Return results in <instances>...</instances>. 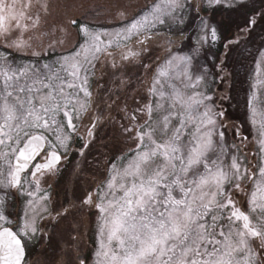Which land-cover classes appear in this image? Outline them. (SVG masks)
Listing matches in <instances>:
<instances>
[{
	"label": "snow or ice",
	"instance_id": "6c2138e0",
	"mask_svg": "<svg viewBox=\"0 0 264 264\" xmlns=\"http://www.w3.org/2000/svg\"><path fill=\"white\" fill-rule=\"evenodd\" d=\"M222 3L151 0L132 16L120 13L111 30L81 22L82 42L52 57L45 52L63 39L37 44L48 35L40 32L47 0H0V264H25L27 243L54 211L41 178L59 170L74 138L84 141L81 156L95 138L102 119L90 83L96 62L110 57L120 71L111 49L121 61L135 59L134 48L146 50L161 29L183 35L196 18L197 47L184 52L165 38L144 102L122 110L119 127L134 147L108 161L104 179L81 201L98 213L92 264H264V50L247 69L251 154L242 151L248 137L239 128L241 145L226 142L210 72L194 63L219 39L201 12ZM255 24L254 16L241 31ZM85 119L87 140L79 131ZM233 193L247 197V210ZM75 264L88 258L78 253Z\"/></svg>",
	"mask_w": 264,
	"mask_h": 264
},
{
	"label": "trees",
	"instance_id": "16d2710c",
	"mask_svg": "<svg viewBox=\"0 0 264 264\" xmlns=\"http://www.w3.org/2000/svg\"><path fill=\"white\" fill-rule=\"evenodd\" d=\"M263 2L264 0H253L252 2H248V4L242 3L230 8L215 7L214 10L211 9L209 11V19L215 24L218 30L219 41L213 49H205V53L207 59L209 55L213 57L211 64L213 66L223 59L224 71L229 72V101L227 100L223 103L226 107L228 117L233 121H237L236 119L240 117L241 109H237L239 112L237 113V110L230 105L234 104L236 107L238 106L239 100H237V96L240 85L242 84V73L244 79V73L247 71L244 69V65L249 57V54H246V51L243 52V50L250 49L248 52L251 54H253V52L256 53L255 50H257L259 45L256 44L255 38L259 35V30L264 33V19L256 15L257 13H264ZM254 16L256 17V24L249 31L242 32L241 29H245L248 20ZM191 32L192 30L190 33ZM236 33L240 35V39L243 38L239 43H236V40L233 41ZM185 42L189 45L190 39H186ZM225 45L228 46L225 47ZM134 50L138 51L140 55L129 61H118L117 64L121 67L120 71H116L113 67L110 68L111 62L107 60V62L102 65L103 69L101 72L98 73V70L96 72L93 95L102 113V119L96 130L94 140L89 145V148L86 149L87 156L81 164H84L83 167L85 168L96 160V154H99L98 157L100 156L102 160V154H104V152L112 153L108 159L111 160L120 152V150L116 151V148L118 149V147L120 148L121 146L125 148L126 138H122L125 137V135L121 133L118 124V121H121L120 118L124 114L122 110L127 107V109H129L128 111L131 112L138 106V101L140 103L143 101L147 94L146 89L150 84L153 70L158 61L165 56V47L164 49L150 47L146 50L136 47ZM144 65H149L150 67L146 69ZM99 74L101 79L98 77ZM223 79H226V76H224ZM223 79L219 80V84L222 83ZM121 81H123V83H121ZM232 133L237 136L236 127L232 130ZM118 137H121L122 140H118L120 139ZM109 139L113 140L110 144L107 143ZM77 144L82 143L78 141L76 145ZM71 159L73 160L74 157ZM92 246L90 245L87 250V258L90 255Z\"/></svg>",
	"mask_w": 264,
	"mask_h": 264
},
{
	"label": "rangeland",
	"instance_id": "374dc122",
	"mask_svg": "<svg viewBox=\"0 0 264 264\" xmlns=\"http://www.w3.org/2000/svg\"><path fill=\"white\" fill-rule=\"evenodd\" d=\"M195 1L198 2V0H195ZM249 1L250 0H233V5L237 6L241 3L248 4ZM47 2L49 5L48 15L44 17L41 21L40 32H46L48 33V35L38 40L37 44H39L41 47L46 48V46L49 43L63 39L64 43L62 45L58 44L54 50L45 52V55L55 57L56 55L60 54L62 51L71 49L73 46H78V44L82 42L79 31H78L79 25L81 22L86 21L88 22L90 27H95L98 30H102L104 28L111 30L112 28L119 26V22L122 19V17L119 15L120 13H125L127 16H132L135 13H137L144 5L151 3V0H47ZM227 4H228V0H223V3L220 6H216V7H228ZM210 10L211 9L205 12H201V13L203 14L202 16L206 17L209 20V23L211 25L215 26V24L211 22L209 19ZM72 20H76L77 24L75 25L71 24L70 21ZM195 21L197 22L195 23V26L192 32L190 33L192 44H196V39L198 38V35L200 34L199 29H198L199 19L198 20L195 19ZM190 27L192 28L193 24ZM61 29H63L64 31H61ZM160 32H162L161 33L162 36H164L165 33L170 34L171 39L173 40H178V35L180 34L178 31L168 32L165 29H161ZM258 34L259 35L255 38L256 44L259 45L257 47V50H255L256 53L253 52V54H251L250 52H248L250 49L243 50V52L246 51V54H249V57L245 61V65H244V69L246 70L252 65L253 60L260 55V50H264V33H262L261 30H259ZM37 35H39V33H37ZM238 38H240V35L236 33L233 41L237 40ZM241 40H243V38L239 39V42ZM156 42L158 44L159 42L158 39L157 40L154 39L150 45L155 47L154 44ZM177 43L178 41H176L173 47L181 46L184 52L191 51V49H188V50L186 49L188 47L185 46L187 45L185 41L184 42L182 41V44L181 42L178 44ZM210 44H211V41L209 40V43L204 45L203 47L205 49L206 48L208 49V46ZM203 47L201 48L194 63L197 65L198 68L203 66V67H206L210 72V88H211V92L214 94V102L216 106L218 107V109H223L225 113L222 123L225 126L223 130L225 133L226 142L228 144L241 145L242 142H241L240 137H237L232 133V130L235 127L236 129L239 128L240 135L241 136L245 135L248 137V140L243 142L242 151L245 153H249V154L254 153L257 151V146L255 142L253 141L250 126L246 120V109L244 106L245 96H246V92L248 89V79H247L248 73L247 71H245L244 79H243V73H242V84L240 85V90L237 96L238 97L237 100H239L238 101L239 107L238 106L236 107L234 104L230 105L231 107H234L235 110L241 109L240 117L239 118L237 117L238 118L236 119L237 121H233L230 119V117H228L226 107L223 103V102H226L227 100L229 101V94H230L228 90L230 86L229 72L223 71L222 74L219 73L217 65H220V64L216 63L215 66L211 65L212 61L210 58H212V56L209 55L210 58L208 57L207 59L206 57L207 55L204 52ZM212 76L215 77L214 82H212V79H211ZM224 76H226V79H223L222 83L219 84L220 83L219 80H221V77H224ZM90 83H91V88H92V79ZM238 110H237V113H239ZM86 124H89V121L87 119L83 121V125H86ZM118 138H120L118 140H122L121 137H118ZM122 138H125V137H122ZM109 140L107 141L108 144L113 142V140H110L111 142ZM128 147H134V144L131 142V144H129ZM116 151H119V147L118 149L116 148ZM111 154L104 152V154H102L103 160H106V158H110ZM98 155L99 154L95 155L96 160H94L92 165H94L95 162L100 160V156L98 157ZM249 159L252 160L253 157L250 155ZM85 173L86 171L84 170L83 173H81L80 177H85L86 179L88 175ZM70 176L71 178H73L74 174H71ZM78 191H79V187L78 185H75L73 188V192L76 193ZM233 196H235L233 198L240 204V207L244 210H247V203H246L247 197L241 193H233ZM76 217L77 216H75V214H71V219L74 222L78 223L79 221L76 220ZM85 228L86 227H84L83 230ZM81 230L82 229L79 226L78 228L71 227V239L72 237H74V235L72 234L79 236L81 234ZM95 240H96L95 244L97 246V236ZM69 249L71 252V258H70L71 263L70 264H75V260L72 258V256H74L73 252L75 251V249L74 247H71ZM93 258L90 260L88 259V261L91 264H92Z\"/></svg>",
	"mask_w": 264,
	"mask_h": 264
},
{
	"label": "flooded vegetation",
	"instance_id": "af4514ba",
	"mask_svg": "<svg viewBox=\"0 0 264 264\" xmlns=\"http://www.w3.org/2000/svg\"><path fill=\"white\" fill-rule=\"evenodd\" d=\"M192 3H196L195 0H191ZM264 7V6H263ZM115 53L116 62L120 60V50L117 48L111 49ZM110 57L101 56L97 61L98 73L101 72L102 65L110 60ZM112 68V63L110 65ZM101 79L100 74L98 75ZM129 110V109H127ZM120 124L121 122L118 121ZM80 127V134L87 140V134L85 126ZM80 141L82 144L84 141L74 138ZM129 138L127 137L126 141ZM82 144L73 146L69 149L67 158L61 162L59 170L54 174H45L41 178V186L47 189L51 196L50 206L54 211L51 216H46L39 222V231L35 234V237L27 243L26 261L25 264H70L71 263V247H74L75 251L72 258L76 260V255H81L83 247L90 245L87 239V233L92 232L96 227L97 222V210L94 207L83 206L81 201L88 191H94L95 187L101 180L104 179L105 170L108 161L98 160L94 165H88L87 168L83 167L82 162L87 156V151L83 156L80 155V149ZM74 157L72 160L71 158ZM84 169L87 172L88 177H80L81 171ZM71 174L74 177L71 178ZM78 185L79 191L74 193L73 188ZM64 209H68L60 217H56V211L63 213ZM80 211V213H79ZM71 214H75L78 223L71 219ZM72 223V225H71ZM82 229L81 234L71 239V227ZM86 227L84 230L83 228Z\"/></svg>",
	"mask_w": 264,
	"mask_h": 264
}]
</instances>
